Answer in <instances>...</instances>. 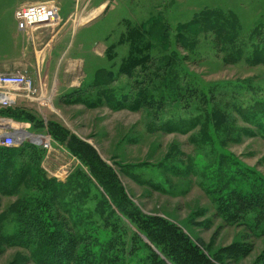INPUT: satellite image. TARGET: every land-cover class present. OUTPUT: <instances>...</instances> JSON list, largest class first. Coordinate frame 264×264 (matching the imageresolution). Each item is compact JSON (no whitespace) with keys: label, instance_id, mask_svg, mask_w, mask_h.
I'll return each mask as SVG.
<instances>
[{"label":"rangeland","instance_id":"rangeland-1","mask_svg":"<svg viewBox=\"0 0 264 264\" xmlns=\"http://www.w3.org/2000/svg\"><path fill=\"white\" fill-rule=\"evenodd\" d=\"M45 1L59 22L17 48L57 65L24 94L49 147L0 148V264L49 240L56 264L108 243L105 264H264L231 198L264 193V0Z\"/></svg>","mask_w":264,"mask_h":264},{"label":"crops","instance_id":"crops-1","mask_svg":"<svg viewBox=\"0 0 264 264\" xmlns=\"http://www.w3.org/2000/svg\"><path fill=\"white\" fill-rule=\"evenodd\" d=\"M38 2H41V0ZM22 3H24V1ZM17 5L10 9L4 8L2 10L0 8V72L22 71L25 72L28 77L32 78L34 83H43L45 87H48L50 84L54 83L57 78V65L51 67L49 64L43 62L36 63L33 61V57H29L28 62V59L26 60V57H24L25 54L23 53V50H20V47L19 49L17 48L18 42L23 39V36L21 35V32L16 29L14 15H10ZM9 15L10 17L8 19ZM11 21L15 25V29H13ZM39 34L41 33L38 32V29L35 30L31 39L33 38L34 40ZM23 60L27 62L23 63ZM46 93L47 97H49L50 93ZM46 100L48 101L50 98H47ZM8 114L12 116L2 117L5 119L7 128L13 129L15 126H20L19 131L21 134L31 136L30 133L28 134L23 132H29V130L34 129L32 128L34 123L33 103H30V101L26 99L25 95L15 97V101L10 107ZM18 117L22 118L23 122H17L19 119Z\"/></svg>","mask_w":264,"mask_h":264},{"label":"built area","instance_id":"built-area-1","mask_svg":"<svg viewBox=\"0 0 264 264\" xmlns=\"http://www.w3.org/2000/svg\"><path fill=\"white\" fill-rule=\"evenodd\" d=\"M59 7L54 1L20 5L14 11L16 29L32 36L35 30L53 27L59 22ZM32 81L25 72H0V108H10L15 97L32 93ZM16 128L9 129L5 119L0 117V145L4 147L20 146L29 136L18 135ZM26 133V132H25ZM33 143L43 148L49 147L48 139L30 136Z\"/></svg>","mask_w":264,"mask_h":264},{"label":"trees","instance_id":"trees-1","mask_svg":"<svg viewBox=\"0 0 264 264\" xmlns=\"http://www.w3.org/2000/svg\"><path fill=\"white\" fill-rule=\"evenodd\" d=\"M10 108H6V109H0V117H7V116H12L8 114ZM14 118V116H13ZM18 119V118H17ZM2 149L5 150L6 154H11L15 151H17V149L13 148V147H0ZM231 198L232 200H234L238 205H240L242 208H249L252 210H256L257 216L260 217V219H262L264 221V193H252L250 195H236V194H231ZM85 237V236H84ZM82 236H78L77 240L78 242H82L83 238ZM74 240V239H73ZM77 242H73L71 245V249H75L76 248V244ZM109 245L110 243H108L107 245L101 247V245H99L98 247H96V251H94L93 249L85 252H82L81 256H78L76 258V263L75 264H105L106 260H107V252L109 250ZM55 248H57V246H55L53 244L52 240L46 241L43 243V245L41 246V248L38 250L39 253L38 255H45L46 256V264H48L47 261V254L52 255L54 261L53 264H56L57 261L55 260V256H54V252H55ZM189 251L184 250L182 253L186 254L187 256H185L186 259H190V257H188ZM52 253V254H51ZM190 256V255H189ZM185 258H183V261L185 260ZM181 260V262H183ZM37 264H40L38 260H36ZM63 264H69V262L67 261V263H63ZM152 264H157L155 262H153ZM200 264H202V261L200 262Z\"/></svg>","mask_w":264,"mask_h":264}]
</instances>
